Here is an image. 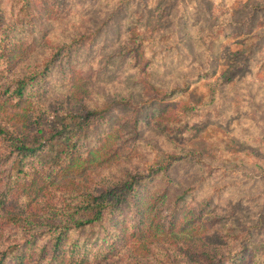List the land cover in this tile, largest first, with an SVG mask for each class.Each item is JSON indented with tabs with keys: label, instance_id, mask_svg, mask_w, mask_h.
<instances>
[{
	"label": "trees",
	"instance_id": "trees-1",
	"mask_svg": "<svg viewBox=\"0 0 264 264\" xmlns=\"http://www.w3.org/2000/svg\"><path fill=\"white\" fill-rule=\"evenodd\" d=\"M194 1L196 6L204 8L206 25L212 18L211 4ZM239 7L238 17L220 16L211 30L205 28L206 32L196 36L204 58L208 59L207 66L215 59L217 46L222 42L235 45L232 50L222 46L228 57L225 60L219 57L218 65L209 66L206 72L183 74L179 83L163 94H153L139 101L130 97L115 98L81 113L49 114L52 118L45 119L47 129L42 127V114L47 112L42 100L47 96V70L51 61L23 64L28 59L29 48L19 43L22 45L17 50L15 43L12 57L8 55L12 48H4L5 52L0 54V162L11 165L0 181V215L12 207L3 219L15 229L17 236L13 244L0 250V264H94L114 255L116 245L129 247L134 242L149 243L178 232L203 246V249L198 246L197 251L191 247L185 250L187 264H264V238L254 246L255 234L264 232V207L252 224L231 223L215 228L220 221L210 210V199L187 204L195 186L170 196L168 169L175 162L192 160L203 165L206 174L202 180L213 173L230 175L237 171L236 166L226 168L221 163L213 165L204 161L203 153L194 151L197 142L184 152L175 148L170 152H154L150 160L144 162L150 165L147 174L135 172L121 177H101L94 172L90 176L86 170L96 154L111 159L123 153L127 157L137 154L135 146L118 142L116 133L125 130L129 123H132L130 127L136 125L140 122L139 116L151 122L170 110L195 116L200 104L190 102L188 91L200 78L210 76L206 96L214 101L221 87L228 85L251 60L260 61L257 67L264 70V28L261 18L256 20L258 12L264 14V1L255 4L247 0ZM4 21L0 13V23ZM2 33L0 44L9 41L8 34ZM145 35L121 54H128L134 67L155 69L162 74L158 63L176 52V45L192 57L177 32ZM84 37L73 39L54 54L69 57L85 43L87 38ZM172 38L175 40H169ZM158 45L167 47L155 49ZM145 49L150 54L140 59ZM149 110L151 117H148ZM216 131L219 134L215 132V135H220V131ZM218 140V147L223 146L220 149L240 150V144L225 133ZM224 142L232 144L233 148H228ZM252 167L263 179L264 165L255 162ZM159 173L167 179V185L161 189L148 188V181ZM62 180L71 181L59 187ZM13 189L19 191L14 200L11 199ZM262 197L264 203V195ZM143 223L146 229L141 227ZM129 238L131 241H127ZM211 244L228 248L217 252L218 248H211ZM249 248L253 252H248Z\"/></svg>",
	"mask_w": 264,
	"mask_h": 264
},
{
	"label": "rangeland",
	"instance_id": "rangeland-1",
	"mask_svg": "<svg viewBox=\"0 0 264 264\" xmlns=\"http://www.w3.org/2000/svg\"><path fill=\"white\" fill-rule=\"evenodd\" d=\"M204 1L212 8V18L206 25L205 10L196 6L194 0H0V13L5 19L0 23V33H7L9 38L0 44V54L5 52L4 48H12L10 53L7 51L12 57L15 43L17 50L22 45L19 43H23L29 48L28 59L23 64L51 61L47 70V96L42 100L47 110L42 114V127L47 129L49 125L45 119L52 118L49 114L81 113L115 98L130 97L139 101L153 94H163L170 86L179 83L181 75L206 72L209 66L218 65L219 57L225 60L228 55L222 46H229L232 50L234 44L224 41L217 46L216 57L207 66L208 59L204 58L196 36L211 30L220 16L232 14L234 18L238 17L240 3L247 0ZM253 1L261 4L264 0ZM259 18L264 28V14L258 12L256 20ZM170 32L179 34L192 57L176 45L177 51L170 52L163 62L158 63L162 74L155 69L134 67L128 54L121 55L127 46L136 44L145 34L155 36ZM82 36L87 40L69 57L54 54L59 47ZM166 47L158 45L155 49ZM147 54L150 52L145 49L139 58H147ZM259 63L257 59L248 62L228 85L221 87L214 101L206 96L210 76L200 78L188 91L190 102L200 104L195 116L176 110H170L156 122L144 121L139 116L140 122L136 125L130 127L132 123H129L125 130L116 133L117 141L135 146L137 154L127 157L123 153L113 159L96 154L86 170L90 176L94 172L101 177H121L135 172L147 174L150 165L144 162L150 160L154 152H170L174 148L184 152L197 142L194 151L202 152L204 161L213 165L221 163L226 168L236 166L237 171L230 175L213 173L202 180L206 174L203 165L192 160L175 162L168 169L170 196L195 186L187 204L210 199V210L220 221L215 228L223 224L254 223L264 207V178L252 167L255 162L264 165V70L258 69ZM151 116L149 110L148 117ZM216 129L220 135H215ZM223 132L240 144V150L229 152V149H220L222 145L218 147ZM225 145L233 148L232 144ZM10 165L0 162V181ZM70 181L62 180L59 187L70 184ZM166 182L164 175L159 173L146 186L161 189ZM13 193L11 199L14 200L19 195L18 189H13ZM10 208L0 215V250L13 244L17 236L15 229L3 219L12 210ZM146 226L143 223L141 227L146 229ZM186 238V234L178 232L172 237L166 235L159 240L152 239L149 243L144 240V243H130L129 247L116 245L114 255L94 264H187L185 250L202 245ZM262 238L264 232L255 234L254 246ZM216 246L211 244V248H218L217 252L228 248ZM248 252L253 249L249 248Z\"/></svg>",
	"mask_w": 264,
	"mask_h": 264
}]
</instances>
